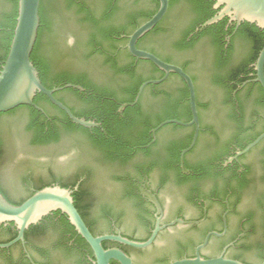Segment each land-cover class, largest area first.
<instances>
[{
  "label": "flooded vegetation",
  "instance_id": "flooded-vegetation-1",
  "mask_svg": "<svg viewBox=\"0 0 264 264\" xmlns=\"http://www.w3.org/2000/svg\"><path fill=\"white\" fill-rule=\"evenodd\" d=\"M215 4L216 1L212 10L219 12ZM194 18L192 13L185 23L179 24V29L189 26L188 22ZM204 24L187 36L177 34L166 44L158 43L160 37L154 38V55L180 67L192 79L199 119L195 142L196 125L161 126L168 121L188 124L193 120L189 88L175 73L160 84L146 86L138 101L123 109L124 105L136 101L145 83L165 77L152 62V65L139 63L143 60L134 57L131 71L138 76L155 67L158 72L153 74L154 79L144 82L135 93L129 89L131 80L118 84L114 88L116 97L111 98L114 104L103 105L101 114L92 111L78 117L75 112L86 109L83 103L62 93L67 89L54 94L75 117L99 125L86 128L89 130L86 136L69 133L68 120L75 123L49 99L54 109L45 104L31 106L39 112L42 125L37 123L30 129L31 121L27 117L8 115L19 107L0 115V193L10 203L20 205L38 191L39 179L51 174L70 178L78 172L77 184L80 187L84 182L90 194L89 219L109 227L98 236L122 235L145 242L157 224L163 228L147 248L121 244L109 247L122 249L133 264H173L198 255L205 260L224 258L243 264H262L264 138L239 155L264 133V103H255L262 86L255 81L256 72L249 73L243 82L240 79L229 82L233 87L232 103L225 101L226 86L213 80L215 76L223 79L226 74L223 69L215 70L217 50L210 38H194L206 28ZM234 24L228 20L225 26L229 33L225 36L224 50L226 53L231 46V53L223 56L236 65L245 50L241 42L232 43L240 27L235 24L232 31ZM130 35H121L119 40L127 41H118L115 50L105 52L119 68L131 66L121 53L129 52L126 46ZM140 40L137 48L149 52L140 48ZM75 43V38L73 42L68 39L67 46L72 48ZM4 63L0 60V72ZM184 64L193 70L192 74L184 70ZM55 66L51 69L54 73L75 72L65 61ZM252 67L254 69V64ZM109 71L106 65L102 70L88 73V79L96 88H102L106 81L98 76H107ZM74 86L81 87L83 91L72 88L81 93H91L80 85ZM131 94L135 95L133 101ZM107 107L113 112H108ZM187 111H191V117L187 116ZM161 117L165 120L158 123ZM105 121L111 134L104 126ZM74 138L88 140L77 145ZM19 151H24L25 155H20ZM61 218V215L50 214L38 224H47L50 228ZM126 222H131L141 234L124 231L122 226ZM51 229L45 233L31 232L28 236L26 230L24 241L0 248V264H47L46 254L52 251L58 239V234ZM17 237L14 223H0V245L9 244Z\"/></svg>",
  "mask_w": 264,
  "mask_h": 264
},
{
  "label": "trees",
  "instance_id": "trees-1",
  "mask_svg": "<svg viewBox=\"0 0 264 264\" xmlns=\"http://www.w3.org/2000/svg\"><path fill=\"white\" fill-rule=\"evenodd\" d=\"M214 0H170L169 11L164 19L154 28L153 31L146 34L139 42L140 48L148 50L156 54L155 37H160L158 43H168L177 34H184L187 36L194 32L195 28L201 26L207 20L211 19L218 11L212 10ZM180 6V8L178 7ZM5 7L6 9L3 10ZM160 3L158 0H41L40 3V28L38 38L31 55V61L39 72V77L42 84L52 89L54 87L64 86L66 84L80 85L87 92L81 93L72 88L63 91L74 98V100L83 103L85 106L84 111L75 112L76 116H86L90 112L95 111L100 113L103 111V105L114 104L111 98L116 97L114 88L118 84H125L130 81L129 89L132 92H137L139 87L147 80L154 79L153 74L158 72L155 67L148 68L147 72L136 75L131 71L132 64L135 58L130 55L128 51L121 52L127 60L130 61L131 66L119 68L113 60H111L105 52L115 50L116 43L126 42L127 39H120L121 35L132 34L139 26L150 20L153 15L158 11ZM3 10V11H2ZM195 15L194 20L188 22V25L183 30H180L179 24L185 23L184 20L190 17L191 14ZM18 14V0H0V60L5 61L9 52V47L13 38V32L16 26V19ZM58 19V23H57ZM228 18H224L216 24L201 29L198 34L194 36L195 39L201 37H208L215 50H217V58L215 70H225V76L220 79L219 76L213 78L214 83H219L225 88V101L232 103V86L229 82L238 80L243 82L248 79L249 73H255L252 65L255 64L258 55L264 47V29H260L255 25L249 23H242L237 31L234 41L241 42L244 46V54L236 65L231 64L229 58L223 56L226 53H231V46L225 53V36L229 33L225 30ZM57 23V24H56ZM74 28V36L76 43L74 47L67 46L68 30ZM235 24L232 27V31ZM163 36V37H162ZM171 39V40H170ZM148 40V41H146ZM146 41V42H145ZM160 45V44H159ZM162 46V45H161ZM176 47V45H175ZM180 47V46H179ZM99 48V49H98ZM97 56V57H95ZM103 58V59H102ZM172 58V57H171ZM218 59V60H217ZM65 63L75 68V72H64L61 74L51 71L56 64ZM139 63L150 64V61H141ZM109 65L111 72L109 75L98 76L100 79L105 80L106 83L100 88H96L90 83L88 73L94 70L101 69ZM130 65V64H129ZM186 72L193 73L185 64L183 66ZM125 76V78H122ZM194 77V75H192ZM240 76H244L239 78ZM195 79V77H194ZM126 80V81H125ZM252 85H248L250 88ZM95 91H91L92 89ZM258 96L255 103H264V91L262 88L258 90ZM132 97V101L134 100ZM34 103L37 105L45 104L47 107L54 109V105L42 93H37L34 98ZM108 112H113L109 107ZM106 109V108H105ZM2 115V114H0ZM10 117L21 115L27 117L31 121L29 129L41 123L39 120V112L31 106H19L8 114ZM187 116L191 117V111H187ZM98 117L102 119V116ZM68 120V119H67ZM165 120L160 118L158 123ZM35 121V124L33 122ZM67 130L69 133L86 136L89 130L77 126L68 120ZM108 121L104 122L107 127L108 133L111 134L108 128ZM42 125V123H41ZM193 135V133L191 134ZM77 145L84 144L88 138H74ZM36 142V141H35ZM1 144V142H0ZM80 179V173L75 172L70 178H64L51 174L47 177L38 180V191L46 187L59 185L62 188L73 189ZM75 207L78 209L80 215L85 221L93 235L98 236L100 232L94 229V225L89 219L90 194L85 186L81 183L79 190L73 194ZM53 215H61L58 223H54L50 228L58 235V239L54 243V248L46 254L48 260L47 264H56L53 250L60 249L63 253L70 256L80 257V262L83 264H93L94 256L90 246L87 242L77 233L75 228L71 225L68 217L60 211L52 213ZM47 219V218H45ZM44 219V220H45ZM46 225H32L26 231V236L31 232H46L50 229ZM17 232L15 233V235ZM70 241L72 243L70 244ZM70 244V245H69ZM120 246L114 242H104L103 246L108 249L110 246ZM111 264H118L112 261Z\"/></svg>",
  "mask_w": 264,
  "mask_h": 264
},
{
  "label": "water",
  "instance_id": "water-1",
  "mask_svg": "<svg viewBox=\"0 0 264 264\" xmlns=\"http://www.w3.org/2000/svg\"><path fill=\"white\" fill-rule=\"evenodd\" d=\"M160 7L153 17L137 28L133 34L129 36L127 49L130 54L138 60H146L152 62L161 71L165 73V77L161 80H153L145 83L138 93L136 101L123 106H133L139 99L142 91L148 85H157L164 81L171 73L179 75L187 84L190 92L191 110L193 115L192 122L184 124L178 121H168L161 126L176 123L182 126L196 125L195 139L199 131V119L196 108L195 91L192 79L180 67L171 65L161 61L154 54L143 51L137 48L138 41L148 32L152 31L165 17L168 8L169 0H158ZM215 9L219 12L210 20L205 22L203 27H207L228 18L229 22L240 26L242 23L255 25L260 29H264V0H215ZM40 3L41 0H18V14L16 26L13 32V38L9 47V52L5 63L0 72V114L9 112L19 106H35L34 98L37 93H42L57 107L62 109L69 118L77 125L85 128L99 127L93 122L79 119L62 103L54 97L58 91L68 88L78 89L83 91L79 86L65 85L59 88L48 89L43 84L39 77V72L31 61V55L34 50L38 32L40 28ZM5 10L6 8L3 7ZM2 10V11H3ZM58 23V19H57ZM56 23V24H57ZM68 39L73 42L75 38L74 28L68 30ZM256 72V82L260 83L264 89V47L260 51L258 58L254 64ZM264 138V133L251 145H249L239 155L246 153ZM193 142V144H194ZM77 147V146H76ZM20 155H25L24 151H19ZM110 184H108V187ZM79 190V184L73 189L62 188L59 186L46 187L37 191L30 198L25 200L20 205L10 203L0 193V223H14L18 229V237L11 243L0 245V248H6L18 241H24L25 231L32 225L38 224L44 217L60 211L65 214L71 225L77 233L90 246L94 261L93 264H111L112 261L118 264H133L132 258L122 249L114 247L105 249L104 242H116L118 244L144 249L149 247L155 240L158 233L163 229L159 224L153 230L151 237L145 242L130 240L122 235H104L95 236L92 234L78 209L75 207L73 194ZM182 222V221H180ZM94 229L97 232H102L109 229L108 226L93 223ZM123 230L128 233H138L140 231L131 222H126L122 226ZM56 264H83L80 262V257L70 256L63 253L60 249L53 250ZM173 264H243L238 261L226 260L218 258L213 260H205L199 255L195 259H185L177 261ZM264 264V262L262 263Z\"/></svg>",
  "mask_w": 264,
  "mask_h": 264
}]
</instances>
